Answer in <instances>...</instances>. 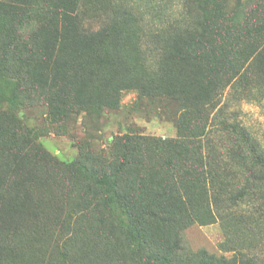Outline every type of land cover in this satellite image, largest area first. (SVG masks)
<instances>
[{
    "label": "rangeland",
    "instance_id": "1",
    "mask_svg": "<svg viewBox=\"0 0 264 264\" xmlns=\"http://www.w3.org/2000/svg\"><path fill=\"white\" fill-rule=\"evenodd\" d=\"M77 8L83 31L117 21L130 73L119 71L109 85L98 82L92 89L116 93L117 107H74L67 103L68 83L60 108L49 115L44 95L31 86L25 92L26 64L16 55L5 56L0 122L18 125L14 136L21 130L30 135L56 177L67 179L63 189L36 193L41 217L0 244V264H34L36 258L39 264H232L234 257L264 264V171L255 164V157L264 156V34L256 40L241 37L264 26V0H78ZM203 13L231 35L223 47L224 77L233 67L239 70L238 78H224L214 91L198 89L197 80L182 75L171 61L172 44L197 32ZM44 16L43 0H34L22 28L11 30L14 38H1L4 49L34 61L33 30ZM257 46L261 55L249 54ZM13 69L23 77L20 86ZM168 140L185 144L171 154L179 167L173 174L178 199L173 195L162 204L161 219L141 218L126 206L121 191L143 173L141 154ZM82 158L93 176L112 187L107 193L104 184H95L108 195L105 205L89 195L90 218L79 215L82 203L76 198L93 178L88 180L81 167L73 166L74 174L66 167ZM200 158L202 163L195 162ZM61 247L67 259L59 254ZM201 251L213 259L197 258Z\"/></svg>",
    "mask_w": 264,
    "mask_h": 264
},
{
    "label": "trees",
    "instance_id": "2",
    "mask_svg": "<svg viewBox=\"0 0 264 264\" xmlns=\"http://www.w3.org/2000/svg\"><path fill=\"white\" fill-rule=\"evenodd\" d=\"M33 1L0 0V65L5 64V56L8 55H11L9 60L16 55L21 65L26 64L25 74L23 73L26 80L24 84L29 88L25 92L30 93L32 87L44 95L43 99L47 100V103L50 102L49 115H54L60 108L68 83L70 89L67 103L74 107L94 110L117 107L116 93L106 90L95 92L92 89L98 82L109 85L119 71L123 75L130 73L131 62L120 46L121 26L116 20H112L110 24L105 23L95 31H83L79 26L78 0H43L45 16L33 30L36 59H21L19 53L10 54L4 49L1 38H4V42L10 37L14 38L10 34L11 30L20 26L22 28L29 5ZM198 27L197 32L187 33L174 41L171 46V61L179 67L182 75L197 80L198 89L207 87L214 91L222 86L220 84L224 78L229 80L239 77V70L235 67L229 71V78L224 77L226 58L223 57V47L231 35L224 30L221 23L210 19L204 13ZM263 34L264 26H260L241 37L245 40H256ZM258 49V46L253 48L249 54L261 55L262 52ZM13 72L20 86L23 77L18 70L13 69ZM13 123L0 122V244H7L11 239L18 237L27 223L37 221L41 217L36 193L53 188L63 189L67 179L66 175L61 180L56 177L55 168L48 163L47 154L34 144L30 135L21 130L14 136L20 128ZM196 143L200 144L197 140ZM155 145L145 156L141 154L138 164L143 173L137 177L133 186L126 185L121 194L126 206L135 214L139 213L141 218L158 220L165 214L162 204L170 203L173 195L178 199V187H175L173 174L179 173V167L172 161L171 154L179 149L183 151L185 144L178 140H168L157 142ZM238 147L241 148L239 144ZM127 156L128 152L122 159ZM255 158V164H259L264 171V156ZM154 159H159L160 164L156 165ZM85 162V158H82L66 167L71 174H74L75 167H81L88 180L93 178V183L89 180L88 184L79 190L76 198L82 203L77 207L78 210H83L79 215L90 218L92 215L89 214L88 204L92 201H86L89 195L94 193L95 197L99 196L102 204L108 195L102 194L100 188L94 187L95 184H104L107 193L111 192L112 187L93 176ZM195 162L202 163V158L196 159ZM166 170L170 172L169 176L163 174ZM61 182L62 185L59 186ZM88 185L93 186V192ZM60 195L66 201L70 198L69 194ZM236 198L234 197L235 200ZM106 202L109 207V197ZM55 245L58 247L57 243ZM177 246L178 241L174 243L173 249ZM7 254L13 255L11 247H7ZM59 254L67 259L63 247L60 248ZM196 257L209 261L213 259L205 251L199 252ZM230 263L245 264L241 259L237 261L235 257ZM34 264H39L38 258Z\"/></svg>",
    "mask_w": 264,
    "mask_h": 264
}]
</instances>
